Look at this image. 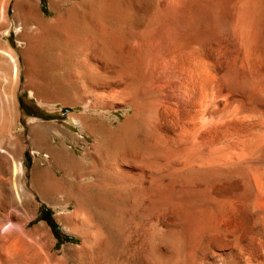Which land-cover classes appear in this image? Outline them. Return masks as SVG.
Returning a JSON list of instances; mask_svg holds the SVG:
<instances>
[{"label": "bare ground", "instance_id": "obj_1", "mask_svg": "<svg viewBox=\"0 0 264 264\" xmlns=\"http://www.w3.org/2000/svg\"><path fill=\"white\" fill-rule=\"evenodd\" d=\"M9 2L0 0V28ZM38 2L14 8L28 21L19 34L28 82L45 87L44 72L67 57L51 96L76 88L65 105L128 111L119 123L70 114L92 137L79 157L64 144L81 139L68 128L32 126V146L46 157L32 189L69 208L57 219L81 242L60 255L38 225L19 252L0 231V264H264V0L51 2L48 18ZM20 69L0 34V141ZM1 144L5 221L12 194L21 200L23 168Z\"/></svg>", "mask_w": 264, "mask_h": 264}, {"label": "rangeland", "instance_id": "obj_2", "mask_svg": "<svg viewBox=\"0 0 264 264\" xmlns=\"http://www.w3.org/2000/svg\"><path fill=\"white\" fill-rule=\"evenodd\" d=\"M16 1L17 0H10L8 8L9 21L6 23L7 25L4 24L1 26L2 28H0L2 41L9 43L15 49V52L20 57L21 62L19 78L14 84L12 83L15 100V109H13L15 111L12 113L13 117H11L9 121L11 125L9 131L10 134L8 133V135L5 137L6 139H2L0 144L2 143L1 147L10 150V152L15 155V159L22 163L23 171L18 178V183L22 187V190L21 200H17L16 196L12 194L11 201H13L8 208V213L10 212L11 215L10 218H8V220L6 219L5 221L1 220L0 218V231L3 234H11L17 251L28 253L29 231L38 225H45L53 239V242L56 244L54 250H57L59 254L62 255L63 248L66 245H78V243L81 242V238L73 233L67 232L64 229L62 223L57 219V216L62 211L69 210V208L57 205L55 206L53 203L44 202L41 196L32 189L33 167L40 157H46L42 154L40 156L39 153L35 152L32 146L31 128L36 123H47L58 125L62 128H68L71 133L78 135L81 139L77 143H74L70 140H65L64 144L71 150L76 151L75 153L79 157L83 156L84 152L86 151V147H84V145H88L85 137H87L88 140H92V137L85 135L83 132H81V130H79L77 126L71 124L69 121V115L72 113L87 116L92 115L98 118L103 117L105 120L112 119L114 123H119L120 120L125 117L128 108H88L89 106L86 101V103H82L84 100L77 101L81 102L77 105H65L63 98L65 95H73L74 92H76V88L68 89L66 92L67 94L62 93L63 96L59 90L57 96H51L49 91L59 87L63 74L69 71H67L68 68L70 69V61L68 64L66 59L67 57L62 60L63 63L54 65L52 66L53 68L50 67L46 70V72H44L41 82L46 84L45 87L40 88L33 83H29L27 77L28 74L25 67L26 61H24L25 58L23 56V50L26 46L25 38H23L21 41L19 37V34L23 30V26L28 25V21L25 20L21 15H15L14 8ZM38 1L41 11L43 12L44 16L48 18L55 14L51 9V2L56 6L78 7L81 5H86L90 0ZM1 2H4V0H1ZM30 25H33V23H30ZM73 56H75L76 60L75 58L74 60L77 62V59L79 60L81 57V53L78 50H75V52L72 54V58ZM32 74H34V71ZM102 114L104 115L102 116ZM52 135L55 140L56 136L54 134ZM8 137H10V139ZM57 142L60 143L59 140H57ZM41 163L48 165L51 169H55L54 166L48 163L47 160H43ZM71 203L72 202H70V204ZM9 223L12 224L11 228L5 229ZM75 262L77 263V260H75ZM83 264H85V262H83Z\"/></svg>", "mask_w": 264, "mask_h": 264}]
</instances>
